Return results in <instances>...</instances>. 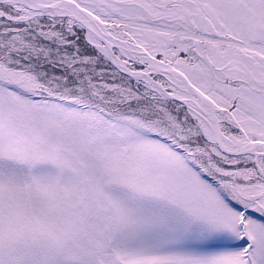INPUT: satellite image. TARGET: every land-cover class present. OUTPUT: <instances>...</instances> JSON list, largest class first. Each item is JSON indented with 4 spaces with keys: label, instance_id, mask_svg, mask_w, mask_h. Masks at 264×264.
Here are the masks:
<instances>
[{
    "label": "snow or ice",
    "instance_id": "6c2138e0",
    "mask_svg": "<svg viewBox=\"0 0 264 264\" xmlns=\"http://www.w3.org/2000/svg\"><path fill=\"white\" fill-rule=\"evenodd\" d=\"M0 264H264V0H0Z\"/></svg>",
    "mask_w": 264,
    "mask_h": 264
}]
</instances>
